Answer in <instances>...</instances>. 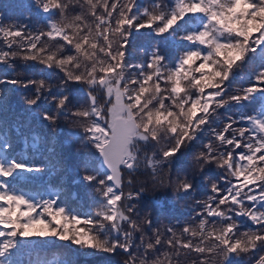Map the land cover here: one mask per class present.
Here are the masks:
<instances>
[{
    "label": "snow or ice",
    "instance_id": "1",
    "mask_svg": "<svg viewBox=\"0 0 264 264\" xmlns=\"http://www.w3.org/2000/svg\"><path fill=\"white\" fill-rule=\"evenodd\" d=\"M32 4L47 14L45 24L0 22V65L15 70L17 61L32 62L63 75L54 84L14 71L0 74V85L30 90L22 97L29 109L53 106L38 113L51 129L65 118L84 150L78 179L99 201L94 213L82 215L62 197L60 183H21L28 174L48 171L51 178L62 170L56 145L49 142V162L17 158L15 138L27 136L21 125L0 119V264H19L22 246L31 243L19 238L31 237L68 242L69 258L48 264H81L92 253L119 255L121 264H184L189 257L191 264H233L234 256L264 264V0ZM144 29L158 39L128 64L129 38ZM163 41L176 48L171 66ZM237 78L246 83L236 86ZM74 84L84 89V105L68 94ZM4 97L0 92V111ZM257 98L252 114L241 111ZM202 138L190 169H176L182 150ZM211 166L215 179L205 175ZM141 167L151 169L154 191L173 197L194 198L198 183L207 185L208 195L194 199L191 222L154 226L151 211L141 215ZM246 222L252 226L241 231Z\"/></svg>",
    "mask_w": 264,
    "mask_h": 264
},
{
    "label": "trees",
    "instance_id": "2",
    "mask_svg": "<svg viewBox=\"0 0 264 264\" xmlns=\"http://www.w3.org/2000/svg\"><path fill=\"white\" fill-rule=\"evenodd\" d=\"M140 4H150L151 0H137ZM79 8L73 10V14L79 12ZM0 16H2V23H20L28 24L32 28L43 26L45 24L47 14L42 13L37 7L32 4V0H0ZM158 38L151 33L150 30L144 29L140 32H134L129 38L127 47L126 60L128 64H136L140 61L142 52L141 50L148 51L154 41ZM2 44V41H0ZM50 47L55 48V42H50ZM161 47L167 50L169 56V64L171 66L174 57L176 56V48L171 41H163ZM15 70L8 69L4 65H0V74L7 73L12 76L14 71L23 70L28 75L34 78L49 79L52 83L57 84L59 78L63 73L58 69H46L40 64L30 62L27 66L17 61ZM199 63V62H197ZM259 63L258 59L251 62V67ZM248 70L246 66L245 71ZM127 75V73H126ZM246 81L237 78L235 81L236 86L245 84ZM57 89H53L55 92ZM0 92L5 93V103L3 110L0 111V119H5L9 124H19L22 127L23 135L27 136V140H21L16 137L14 144V154L19 158L23 154L26 158H35L39 162H49V153L47 148L49 142L56 145V151L61 161L62 170L51 176L48 171L41 173L28 174L29 179L22 181L30 187H37L51 183L53 186L60 183L64 188L62 197L71 204V206L79 211L80 214L86 215L94 213L97 202L92 199L91 187L84 181L79 180L80 170L83 168L82 159L84 150L80 148V141L73 136V130L70 129L65 118H61L60 123L55 129H51L46 121L40 119L38 113L43 109L54 111V107L47 104H41L31 109L25 104L22 97L30 95V90L18 88L12 85H0ZM68 94L73 98V103L76 105L85 104L84 89L80 85H70ZM99 96L100 93H97ZM102 102V101H99ZM260 105V100L257 98L250 104H245L241 111L252 114ZM40 135L39 142H33L31 139L32 134ZM83 135V133H81ZM203 138L193 142L189 148L182 150V154L178 155L174 167L176 169H190L189 161L193 154L201 147ZM142 150L150 151V148L144 146ZM94 151V149L92 150ZM13 150H10L6 155H12ZM94 160V158H92ZM95 166V165H94ZM151 169H141L135 174V186L139 187L143 184L146 191L143 194L139 207L142 209L141 215L145 211L152 212V220L154 226H159L161 222L168 224L170 222L179 221L181 226L184 223L191 222V217L194 215V199H202L208 195V187L204 183H198L197 192L193 198L191 195H181L173 197L171 192L162 190H153L152 178L150 176ZM205 175L209 178L215 179L218 175V170L214 167H208ZM63 177V181H61ZM11 179V178H9ZM127 179V174H125ZM127 191V189H125ZM46 195V193H42ZM250 222H246L245 227L241 228L244 231L247 227H251ZM20 240H30L31 243L22 246L18 260L19 264H48L50 261H63L69 258V248L67 241H59L55 238H19ZM47 240L50 243H40L37 241ZM73 248L75 246H72ZM122 257L119 255H108L106 253L98 254L92 253L87 257H81V264H121ZM191 257L184 260V264H191ZM247 257H234L233 264H246Z\"/></svg>",
    "mask_w": 264,
    "mask_h": 264
},
{
    "label": "water",
    "instance_id": "3",
    "mask_svg": "<svg viewBox=\"0 0 264 264\" xmlns=\"http://www.w3.org/2000/svg\"><path fill=\"white\" fill-rule=\"evenodd\" d=\"M235 257V256H234ZM234 257H233V259H234Z\"/></svg>",
    "mask_w": 264,
    "mask_h": 264
}]
</instances>
